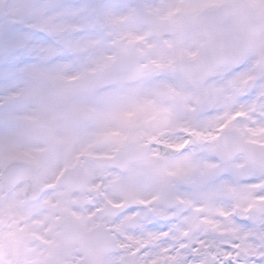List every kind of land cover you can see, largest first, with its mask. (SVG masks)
I'll return each mask as SVG.
<instances>
[{
  "label": "snow or ice",
  "instance_id": "snow-or-ice-1",
  "mask_svg": "<svg viewBox=\"0 0 264 264\" xmlns=\"http://www.w3.org/2000/svg\"><path fill=\"white\" fill-rule=\"evenodd\" d=\"M0 264H264V0H0Z\"/></svg>",
  "mask_w": 264,
  "mask_h": 264
}]
</instances>
